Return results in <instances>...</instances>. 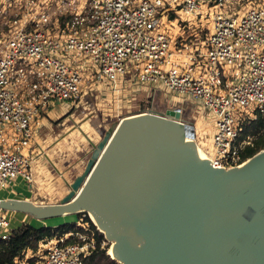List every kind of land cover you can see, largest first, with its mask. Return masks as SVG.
<instances>
[{"label": "built area", "instance_id": "2783aa9c", "mask_svg": "<svg viewBox=\"0 0 264 264\" xmlns=\"http://www.w3.org/2000/svg\"><path fill=\"white\" fill-rule=\"evenodd\" d=\"M22 1L0 0L9 7ZM25 2L23 27L0 33V191L19 178L34 181L26 151L42 112L57 102L82 104L89 73L94 87L118 97L139 83L199 103L213 115L211 163L226 170L246 163L242 151L252 138L238 142L241 122L264 114V0ZM34 7L41 10L34 14ZM171 12L212 21L203 48L183 63ZM12 221L0 207L1 240L9 241ZM82 228L72 234L77 242L65 244L70 234L47 241L16 263L86 264L97 243L92 229Z\"/></svg>", "mask_w": 264, "mask_h": 264}, {"label": "water", "instance_id": "95a60500", "mask_svg": "<svg viewBox=\"0 0 264 264\" xmlns=\"http://www.w3.org/2000/svg\"><path fill=\"white\" fill-rule=\"evenodd\" d=\"M196 135L180 109L127 117L89 140L59 204L0 207L38 219L90 209L124 264H264V150L220 169L198 159Z\"/></svg>", "mask_w": 264, "mask_h": 264}, {"label": "rangeland", "instance_id": "374dc122", "mask_svg": "<svg viewBox=\"0 0 264 264\" xmlns=\"http://www.w3.org/2000/svg\"><path fill=\"white\" fill-rule=\"evenodd\" d=\"M25 1L26 0H23L22 4L18 3L16 6L14 5L12 7L1 4L0 2V33L8 32L15 27H23V22L21 21H23V18L27 15L28 11V9H26L27 5ZM37 1L38 0H35V2ZM53 5L55 4H50L49 7L54 8ZM36 10L37 12L40 11L41 7H34V14L36 13ZM173 14H175V18L179 20V22L175 24V27H172V40L175 48L174 52L177 54L176 56L179 63H183L190 56L194 55L196 50L203 48L204 42L210 33V28H212V21H210L209 16L201 20V17L197 15L186 17L183 14L178 15L176 12H171L169 14V19H171ZM16 21L19 24L16 25ZM93 83L94 80L91 77L85 84L88 88L87 90L85 89V91H90L91 96L84 97L82 104L77 106L72 105L70 102H64L67 104L66 107L68 108V112L73 110L71 112V114L74 115L73 118L70 116V113L66 116H61V122L58 121L53 123V130L50 132L52 135H50L49 141L44 143V149L39 146L40 150L43 152L42 154L46 158H49L51 163V172L49 174L52 178H48L47 182L49 183L51 180L52 183L55 184L58 179L60 184H63L65 192L62 193V195L60 193L56 194V197L50 196V194L47 196H41V193L39 194L38 202H42L46 197L54 201L62 200L69 193V187L66 182L72 183L76 177L81 175L91 157L92 145L89 142L90 139L94 144H97L113 124L119 123L123 119L133 115L149 113L150 111L148 112V110L165 113L167 109H180L183 112V119L185 122L191 123L194 126L197 124L199 127H197L196 131L198 135L195 140L196 144L203 149L206 154L207 150L213 155L216 154V148L213 145V138L212 143L206 139V135H209L208 131L210 130V124H208V121L209 119H213V115L212 113L205 111L200 104H195L188 99L182 100V98L177 95L166 92L165 90L154 91V85H145L146 87L139 88L138 86L141 84L139 85L138 83L136 84L135 92L138 89H143L146 92L142 95L140 94L130 105H121L119 108L117 107L116 102L114 103V98L109 99V97H106V94L104 95V92L102 93L96 90L92 91L91 89H94ZM99 93H102V95ZM180 99L182 102H176L180 101ZM201 134L203 135V138L200 136ZM37 137H40L41 143L46 140V138L42 137L38 132L35 134V138ZM30 156L34 157L31 152ZM49 159L47 160L49 161ZM58 172H60V175ZM55 187L56 186L48 187L49 192L51 193L52 190L55 192ZM59 203L60 202L57 204ZM18 214L20 217H23L24 215V213ZM29 217L30 219L28 220L27 218L25 223L29 222L31 225L40 228L58 227L66 223H73L79 228L84 226L95 232V229H93L94 225L96 230L100 231L88 213L69 214L61 218L49 220L38 219L34 215H29ZM87 219H91L92 224L88 223ZM104 236L105 238L107 237L105 234ZM106 240L107 243L104 244V247H107L108 254H110L109 251L114 243L108 238H106ZM117 262L119 263V261Z\"/></svg>", "mask_w": 264, "mask_h": 264}, {"label": "crops", "instance_id": "0c3cea01", "mask_svg": "<svg viewBox=\"0 0 264 264\" xmlns=\"http://www.w3.org/2000/svg\"><path fill=\"white\" fill-rule=\"evenodd\" d=\"M188 59H186L185 61H187ZM88 76H89L88 78L92 77L90 73L88 74ZM135 87H136V84L132 86L131 91H125L123 95L119 97L113 94L111 90L109 89L106 90L105 85L100 86L99 87L100 89L98 87H94L95 88L94 90L98 92L100 91L102 93L104 92V95L106 94V97H109V99L114 98L115 99V100L113 99L114 103L116 102L117 107L120 108L121 105H125V104L130 105L131 102L136 100L140 94L142 95L146 92L143 89H138L135 92L136 90ZM140 87H144V86H140ZM85 89L86 90L88 89L87 85L85 86ZM158 90L162 91L163 89L162 87L161 89L159 87ZM102 93H99V94L102 95ZM86 96L88 97L91 96L90 91H87L84 97ZM189 101L195 103L192 100H189ZM176 102H182V100L180 99V101H176ZM195 104H199V103H195ZM66 106L67 104L64 102L54 103L50 107H48L47 110L42 112V115L39 119V125L36 127V132L40 133V135L42 137H45L46 140L43 143H41L40 137H37V138L34 137V140L31 146L26 151L27 154H30L31 152V154L34 156L33 157L34 160L32 163L34 181L32 183H27L22 178H19L16 181H13L8 188L0 191V201H9V202L11 201H30L36 205H41V206H44V205L51 206L61 201V200L54 201V200L48 199L47 197L44 198L42 202L37 201L39 199L38 197L40 196L39 194L41 193H42L41 196H47L48 194H50V196L56 197V194L60 193L62 195V193L65 192V189L63 188V184H60V181L58 179H57V182H55V184H53L51 180L49 181V183L47 182L48 178H52V176H50L49 174L51 172V163H50V159L46 158L42 154L43 152L42 150H40L39 146L44 149L45 147L44 143H47L49 141L50 135H52L50 132L53 130V123L58 122V121L61 122V119H60L61 116L63 115L66 116L69 113L71 114L73 110H70L68 112V108ZM204 110L206 111V109ZM70 116L73 118L74 115L71 114ZM208 124H210V127H209L210 130L208 131L209 135H206L207 137L206 139H208L209 142L212 143V138L215 132L213 119L212 120L209 119ZM195 127L197 131V127H198L197 124H195ZM200 136L202 137L203 135L201 134ZM47 159H49V161ZM58 174L60 175V172H58ZM52 186L53 187L56 186L54 188L55 192L52 190V192L50 193L48 190V187H52ZM7 212H9V214L13 218V221H12L13 230L20 228L25 223L27 218L28 220L30 219L29 215L26 213L23 215V217H21L22 219L20 220L17 215L20 212L10 211V210H8Z\"/></svg>", "mask_w": 264, "mask_h": 264}, {"label": "trees", "instance_id": "16d2710c", "mask_svg": "<svg viewBox=\"0 0 264 264\" xmlns=\"http://www.w3.org/2000/svg\"><path fill=\"white\" fill-rule=\"evenodd\" d=\"M176 16H171L174 19ZM65 21V17H62ZM252 138L251 143L242 151L244 161L249 160L264 150V114L260 111L255 113V117H246L240 125V136L238 142L246 141ZM82 214V213H79ZM91 223V219H87ZM92 224V223H91ZM95 229V239L97 248L85 259L86 264H119L108 254L107 247L104 244L107 240L104 233ZM77 232H86L82 227H77L73 223H66L58 227H37L30 223H24L20 228L14 229L9 241L0 239V264H17L16 259L22 258L27 250L38 251L40 246L50 240L59 239L69 235L65 244H71L78 241V238L72 234Z\"/></svg>", "mask_w": 264, "mask_h": 264}, {"label": "bare ground", "instance_id": "6f19581e", "mask_svg": "<svg viewBox=\"0 0 264 264\" xmlns=\"http://www.w3.org/2000/svg\"><path fill=\"white\" fill-rule=\"evenodd\" d=\"M189 142H195V141H192V140H189ZM196 143V142H195ZM197 148H198V153H197V157L200 161H203V162H211V158L203 151V149H201L197 144H196ZM83 211H87L90 218L92 219V221L95 223V225L100 229V231H102L105 235L108 236V233L107 231L105 230V228L103 227V225L101 224V222L99 221L98 217L90 210V209H85V208H82L78 211H68L67 213H65L64 215L60 216V217H55V218H61L63 216H66V215H69V214H76V213H80V212H83ZM20 213H24V212H20ZM25 214V213H24ZM18 215V218L21 220L22 218L20 217L19 214ZM55 218H49V219H55ZM49 219H43V220H49ZM29 223V222H28ZM11 225H12V222H11ZM15 226V225H14ZM113 246L111 247L109 253L111 255L112 258H114L115 260L119 261V263L121 264H124V261L119 259V258H116L115 255H114V245H115V242H113Z\"/></svg>", "mask_w": 264, "mask_h": 264}]
</instances>
